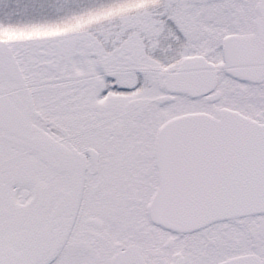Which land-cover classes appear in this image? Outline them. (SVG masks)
<instances>
[{"label": "snow or ice", "instance_id": "6c2138e0", "mask_svg": "<svg viewBox=\"0 0 264 264\" xmlns=\"http://www.w3.org/2000/svg\"><path fill=\"white\" fill-rule=\"evenodd\" d=\"M0 264H264V0H0Z\"/></svg>", "mask_w": 264, "mask_h": 264}, {"label": "rangeland", "instance_id": "374dc122", "mask_svg": "<svg viewBox=\"0 0 264 264\" xmlns=\"http://www.w3.org/2000/svg\"><path fill=\"white\" fill-rule=\"evenodd\" d=\"M2 38H16V34H5Z\"/></svg>", "mask_w": 264, "mask_h": 264}]
</instances>
